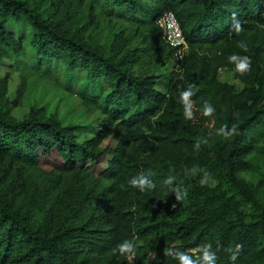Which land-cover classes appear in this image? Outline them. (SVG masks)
<instances>
[{
    "label": "trees",
    "instance_id": "16d2710c",
    "mask_svg": "<svg viewBox=\"0 0 264 264\" xmlns=\"http://www.w3.org/2000/svg\"><path fill=\"white\" fill-rule=\"evenodd\" d=\"M169 12L188 52L155 75ZM1 65L101 117L16 118L0 75V264H264V0H0Z\"/></svg>",
    "mask_w": 264,
    "mask_h": 264
},
{
    "label": "rangeland",
    "instance_id": "374dc122",
    "mask_svg": "<svg viewBox=\"0 0 264 264\" xmlns=\"http://www.w3.org/2000/svg\"><path fill=\"white\" fill-rule=\"evenodd\" d=\"M13 24H11L12 26ZM118 23L111 20L102 19L94 32H90L94 41L108 44L110 42L109 35L116 30ZM15 29H19L15 26ZM139 39L135 40L138 44ZM173 65L176 68L172 56L168 60H156L150 62L147 70L155 75H161L169 72ZM8 66V65H7ZM6 65L0 66L1 77H8V96L12 103V114L16 118H21L29 112L30 109L43 110L47 116H51L55 121L63 125H86L96 122L100 119V113L86 108L77 95L71 92H65L60 85L49 78H34L23 81V74L18 71H12ZM243 67L242 63H238L233 68H223L218 71V79L220 82L234 84L240 86L237 81L236 73ZM118 132L114 130L110 138L105 141L104 145H111ZM264 146V144H263ZM259 163L264 165V151L258 156ZM253 181L258 179L256 173L251 174Z\"/></svg>",
    "mask_w": 264,
    "mask_h": 264
},
{
    "label": "built area",
    "instance_id": "2783aa9c",
    "mask_svg": "<svg viewBox=\"0 0 264 264\" xmlns=\"http://www.w3.org/2000/svg\"><path fill=\"white\" fill-rule=\"evenodd\" d=\"M163 39L165 44L173 49L176 67H179L188 52V46L175 16L171 12L167 13L164 17Z\"/></svg>",
    "mask_w": 264,
    "mask_h": 264
},
{
    "label": "clouds",
    "instance_id": "9594fccd",
    "mask_svg": "<svg viewBox=\"0 0 264 264\" xmlns=\"http://www.w3.org/2000/svg\"><path fill=\"white\" fill-rule=\"evenodd\" d=\"M241 29L239 28V24H237V32H239ZM236 132V128L235 126H233L232 130L230 133H227V135H231L233 133ZM133 187H139L141 189V191H143L145 189V181L143 179H139V180H134L131 182ZM242 247L241 245H237V249L239 250V248ZM117 248L119 249L121 254H126V253H130L133 250V245L130 244L129 242L125 241L121 244H119L117 246ZM214 259L215 257H205V260L208 262V264H214ZM232 260H235L236 257L232 256L231 257ZM185 264H187V262H185Z\"/></svg>",
    "mask_w": 264,
    "mask_h": 264
}]
</instances>
